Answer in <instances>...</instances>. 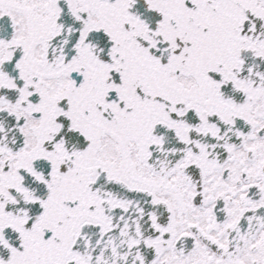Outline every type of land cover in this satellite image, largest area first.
I'll list each match as a JSON object with an SVG mask.
<instances>
[{"label": "snow or ice", "instance_id": "snow-or-ice-1", "mask_svg": "<svg viewBox=\"0 0 264 264\" xmlns=\"http://www.w3.org/2000/svg\"><path fill=\"white\" fill-rule=\"evenodd\" d=\"M0 264H264V0H0Z\"/></svg>", "mask_w": 264, "mask_h": 264}]
</instances>
